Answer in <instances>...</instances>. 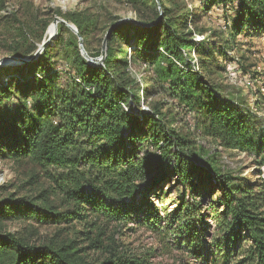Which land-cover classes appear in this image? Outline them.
<instances>
[{"label":"trees","instance_id":"1","mask_svg":"<svg viewBox=\"0 0 264 264\" xmlns=\"http://www.w3.org/2000/svg\"><path fill=\"white\" fill-rule=\"evenodd\" d=\"M203 1L205 6L198 13L207 15L215 0ZM221 2L226 3L225 18L227 4L234 10L233 38L246 29L264 31V0ZM159 5L163 11L152 25L125 22L114 29L101 63L91 64L83 55H76L72 70L79 79L70 78L66 85L57 82L64 73L58 62L51 65L52 43L30 62L0 67V152L16 160H34L51 181L36 199H43L45 206L25 198H4L0 200V220L27 215L44 224L80 221L95 228V223L87 221L95 216L107 223L135 220L157 229L161 218L151 199L164 201V188L176 182L195 201L189 206L190 217L186 214L185 221L177 217L180 235H191L204 248V230L191 221L203 215L199 214L201 204L220 191L218 201H208L205 211L212 217V210H218L223 235L227 231L226 250L222 251L225 260L236 253L243 256L238 264H264V182L222 174L203 165L195 143L167 124L158 102L149 110L141 107L153 93L169 92L203 115L205 131L215 142L255 152L257 158L264 153L260 116L223 99L198 70L207 63L219 68L224 64L215 60L222 53L216 41L198 42L191 32H185L196 23L197 11L185 6L172 11L162 2ZM76 17L80 30L83 18ZM132 28L134 32L129 34ZM143 32L147 34L142 36ZM123 46L133 50L131 57L127 51L120 54ZM192 50L199 55L197 62ZM137 58L146 67H155L157 83L167 84L168 89L152 81L141 87L130 72ZM12 98L19 99L18 103L10 102ZM52 195L57 196L56 205L50 203ZM72 249V245L38 247L13 233L0 234V264H96L79 258V252ZM99 264L144 262L116 255Z\"/></svg>","mask_w":264,"mask_h":264},{"label":"rangeland","instance_id":"2","mask_svg":"<svg viewBox=\"0 0 264 264\" xmlns=\"http://www.w3.org/2000/svg\"><path fill=\"white\" fill-rule=\"evenodd\" d=\"M161 2L172 11H180L177 6L197 11L196 23L190 24L185 32H191L193 40L198 42L216 41L222 53H218L215 60L217 64H224L223 68H219L207 63L205 69L200 67L198 70L217 87L223 99L249 108L264 122V31L246 29L233 38L234 10L227 4L225 18L223 9L226 3L221 0H215L213 9L207 15L198 13V9L205 6L203 0H0V67L30 62L52 43L51 65L54 62L53 66H57L58 62L59 70L64 73L57 82L66 85L70 78L79 79L77 72L72 70L74 61H77L76 55H83L91 64L101 63L106 52V40L112 31L125 22L143 27L152 25L163 11L159 5ZM76 14L83 18L80 30ZM133 32L134 28L128 33ZM121 50L120 54L127 51L130 57L133 53L127 46L121 47ZM191 54L197 62L199 55L194 50ZM154 68L146 67L137 58L130 72L141 87L152 81L153 85L159 84L168 89L167 84L157 83L158 73ZM7 71L4 79H7ZM18 100L12 98L10 102L18 103ZM155 102H158L161 116L167 124L195 143L203 165L211 166L222 174L264 182V153L257 158L255 152L228 148L215 142L205 131L203 115L188 109L178 98H172L169 92L153 93L141 107L149 110ZM28 106H31L30 102ZM50 185L47 173L38 168L34 160H16L0 152V200L25 198L33 204L45 206L47 203L43 199H36ZM164 192V201H160L161 197L151 199L161 218L157 229L135 220L107 223L95 216L87 220L95 223V228L80 221L44 224L23 215L1 219L0 234L13 233L38 247L72 245V251L79 252V258L96 264L116 255L144 264H238L242 255L238 256L233 251L231 254L235 257L229 261L223 256L227 231L223 235L216 218L218 210H212L214 217L208 216L209 212L205 211L210 205L208 201H218L220 191L201 204L199 214L203 215L191 221L204 230L201 237L204 248H199L198 240L191 235H180L181 226L177 217L179 215L185 221L186 214L191 216L189 206L195 205L190 192L176 182L169 183ZM184 201L187 202L185 205ZM50 203L57 204L56 195L50 197ZM21 212L26 214L27 210L21 209ZM247 246V243L243 246V252Z\"/></svg>","mask_w":264,"mask_h":264},{"label":"water","instance_id":"3","mask_svg":"<svg viewBox=\"0 0 264 264\" xmlns=\"http://www.w3.org/2000/svg\"><path fill=\"white\" fill-rule=\"evenodd\" d=\"M17 64V63H16Z\"/></svg>","mask_w":264,"mask_h":264}]
</instances>
